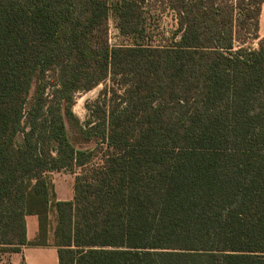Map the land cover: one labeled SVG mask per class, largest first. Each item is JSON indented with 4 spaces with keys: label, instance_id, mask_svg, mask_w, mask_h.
Wrapping results in <instances>:
<instances>
[{
    "label": "trees",
    "instance_id": "trees-1",
    "mask_svg": "<svg viewBox=\"0 0 264 264\" xmlns=\"http://www.w3.org/2000/svg\"><path fill=\"white\" fill-rule=\"evenodd\" d=\"M150 1L0 0V252L264 264V0H162L167 44ZM111 13L129 43L110 42ZM107 80L82 120L77 93ZM62 169L72 199L50 179Z\"/></svg>",
    "mask_w": 264,
    "mask_h": 264
},
{
    "label": "rangeland",
    "instance_id": "rangeland-1",
    "mask_svg": "<svg viewBox=\"0 0 264 264\" xmlns=\"http://www.w3.org/2000/svg\"><path fill=\"white\" fill-rule=\"evenodd\" d=\"M147 7L152 8V15L150 20L151 25V32L154 35L153 43L154 44H167L170 42L171 37L174 35L178 28V21L176 19V12L170 9L166 4L163 5L162 0L147 2ZM264 10V9H263ZM110 42L112 44H117L121 42L129 43L130 40H126L119 32V29L116 25L115 16L113 13L110 15ZM260 35L261 37H264V11L261 19V27H260ZM259 42V39H250L248 40V45L257 46ZM112 81L107 80L106 82L100 83L95 88L89 90V91H83L77 93L76 96V102L73 106L74 112L82 119L85 120L87 117V109H86V102L88 100H94L98 97L100 94V91L108 86L111 85ZM95 161H99L96 159ZM78 171H80V168H78ZM50 179L54 183L55 190L59 192H62L63 195H70L71 192L74 191V181H75V173H72L71 171L67 169L62 170H56L52 171L49 174ZM67 193V194H65ZM56 224V213L54 212V209H51L50 212V225H49V240H53V232L54 227ZM36 238V237H35ZM34 238V239H35ZM33 239V238H32ZM31 239V240H32ZM25 256V264L27 263V255H25V252L22 251ZM32 256L30 257L28 255V260H31ZM16 259L13 258L12 252H0V264H16ZM19 264L22 263V254L20 255V258L18 259Z\"/></svg>",
    "mask_w": 264,
    "mask_h": 264
},
{
    "label": "crops",
    "instance_id": "crops-1",
    "mask_svg": "<svg viewBox=\"0 0 264 264\" xmlns=\"http://www.w3.org/2000/svg\"><path fill=\"white\" fill-rule=\"evenodd\" d=\"M264 3L262 5L261 19L263 15ZM75 183V181H74ZM74 189V188H73ZM58 199H72L74 197V191L70 195H63L62 192L56 191ZM55 212V211H54ZM27 225H28V237L29 239H34L38 233V217L37 215H28L27 216ZM23 251L27 255L28 264H59L58 258V249L55 245H26L23 246ZM13 258L16 259V264H19L18 259L23 252H12ZM28 255L32 258L28 260ZM26 262V261H25Z\"/></svg>",
    "mask_w": 264,
    "mask_h": 264
}]
</instances>
